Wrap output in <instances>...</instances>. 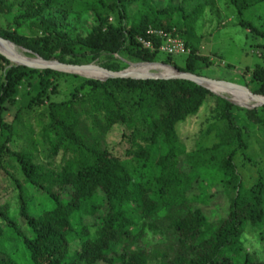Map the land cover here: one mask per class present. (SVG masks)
<instances>
[{
	"label": "trees",
	"instance_id": "1",
	"mask_svg": "<svg viewBox=\"0 0 264 264\" xmlns=\"http://www.w3.org/2000/svg\"><path fill=\"white\" fill-rule=\"evenodd\" d=\"M226 1L241 25L264 36V29L243 17L263 0ZM175 6L170 2L159 8L154 0H0V15L11 13L0 25V36L47 60H98L120 70L128 64L117 53L131 62L161 61L201 74L213 62L199 51L192 25L205 2L190 12ZM70 12L92 16L87 33L72 34ZM150 27L184 39L191 51L182 64L173 54L156 58L163 52V38L149 35ZM138 36L150 39L153 48ZM7 63L0 54V168L14 169L10 174L19 190L24 227L0 203V264H150L152 246L143 239L147 230L166 243L153 264H264L241 238L247 227L264 226V165L251 183L242 176L243 166L257 163L249 150L250 133L264 132V104L240 106L183 78L101 80ZM242 74L250 90L264 94L263 65L244 68ZM62 82L69 91L56 100ZM210 99L207 120L213 121L187 149L177 125L197 115ZM40 105L44 109L35 117L39 130L29 121L23 145L22 111L33 116ZM12 106L16 114L8 121ZM241 118L248 123H240ZM115 128L121 130L119 143L126 144L123 154L106 141ZM213 131L217 142L206 146L203 136ZM40 151L61 154L60 164L40 161ZM26 185L45 192L51 204L32 213ZM217 186L226 196V213L212 218L197 204L208 203L210 189ZM85 216L96 218L93 227L81 222ZM76 241L78 247L72 246Z\"/></svg>",
	"mask_w": 264,
	"mask_h": 264
},
{
	"label": "rangeland",
	"instance_id": "2",
	"mask_svg": "<svg viewBox=\"0 0 264 264\" xmlns=\"http://www.w3.org/2000/svg\"><path fill=\"white\" fill-rule=\"evenodd\" d=\"M12 2H17L18 0H9ZM154 2L159 6V8L165 7L168 3L172 2L175 4V7L184 6L185 10L190 12L194 6L198 3L205 2L202 12H198L193 16L195 23L192 25L193 31L196 34L197 39L199 38L200 48L199 51L202 53L208 54L212 64L210 66L204 67L200 75L207 77L223 79L231 81L234 83L244 84L243 69L244 68H253L256 65L264 66V46L261 45L264 43V36L257 35L255 32L250 31L248 28H245L239 23V16L237 13L230 12L226 0H154ZM15 6V5H14ZM16 8V7H15ZM11 16L7 11L0 15V25L6 24ZM243 17L252 22V24L259 29H264V0L258 3H255L249 9H247ZM70 20L69 29L72 30V34L77 36L78 34H85L93 26L92 16L89 13H76L70 12L68 15ZM25 33H30L23 30ZM19 51L29 57H37L36 54L31 53L29 50L24 49L21 46L14 44ZM189 47V46H188ZM190 48V47H189ZM191 51V48H190ZM172 55V54H171ZM116 58H122L127 62V68L131 61L125 58L123 55L117 53L114 54ZM167 56V53L161 52L157 55V59L161 60ZM184 54H173V60L177 63L182 64L184 60ZM158 63H164L161 61H152ZM90 63V62H88ZM91 63H97L104 66L98 60H93ZM137 63V62H133ZM20 65L13 61H9V65ZM167 64V63H165ZM123 68V69H125ZM121 70V69H120ZM81 75V74H80ZM84 76V75H83ZM3 80V76L0 77ZM92 78V77H90ZM60 92L53 95V98L60 100L67 95L69 87L65 83H61ZM227 91V90H226ZM254 92V91H253ZM218 94V93H217ZM227 97H232L231 94L226 92H219ZM259 94V93H258ZM213 100H208L203 107L200 109L199 113L195 116L187 118L185 121L178 123L177 131L181 141L185 144L187 149L194 147L197 142L202 138V134L207 129L208 123L211 120H207L209 116V110ZM238 105V104H237ZM241 106V105H240ZM44 105L37 107L39 110H34L33 116H29L25 110L22 111L21 118L25 120L24 126H19L23 134L19 142L21 144H26V139L24 137L25 132H28V122H32L35 132L39 130L37 121V113L43 110ZM245 107V106H244ZM16 114V106L10 107L7 111L5 118L8 121H11ZM34 118V120H33ZM240 123L247 124L248 121L244 118L240 119ZM250 124V123H249ZM250 128L253 126L250 124ZM216 132L213 131L210 134L203 136L204 144L206 146H211L217 142ZM121 130L115 128L109 132L106 137L107 143L110 144V148L114 149L117 153L123 154L125 143L121 144ZM14 146V144H13ZM48 147V146H47ZM249 150L252 152L256 164L249 163L248 167H242V176L244 181L251 183L258 175L257 168L259 165H264V132L256 130L250 133V146ZM39 160L45 163L50 164V161H53L55 166L59 165L61 162V154L55 156H48L46 152H37ZM183 156V155H182ZM182 160V158H181ZM182 161L180 164H183ZM10 172L14 173L13 168H0V203L8 205L9 214L13 219L16 220L17 224L19 223L24 227V220L19 216V199L18 193L19 190L15 187L13 182V176ZM207 177L204 180V187H206ZM197 186H193L192 191L197 192ZM25 191L29 200L30 210L34 214L40 213L44 208L48 207L51 204V200L48 195L38 190L35 186L26 185ZM212 196L208 203L197 204L201 207L206 214L209 216L216 217L218 214H224L225 205L227 204L226 196L224 191L219 189V187H212L210 189ZM85 227H93L92 225L96 222V218L93 216H85L81 221ZM139 228H136L137 231ZM151 231H146L144 236V242L152 246V255L149 257L150 264L157 263L159 260V253L163 250L166 243L165 241L159 238V235L151 234ZM264 226L263 227H247L242 233V240L246 248L255 253L260 259L264 260ZM79 243L76 241L72 243V246L78 247ZM20 255L24 258L25 253L22 250Z\"/></svg>",
	"mask_w": 264,
	"mask_h": 264
},
{
	"label": "water",
	"instance_id": "3",
	"mask_svg": "<svg viewBox=\"0 0 264 264\" xmlns=\"http://www.w3.org/2000/svg\"><path fill=\"white\" fill-rule=\"evenodd\" d=\"M0 43L6 45L7 43H13V42H11L9 39H6V38L0 36ZM0 54L5 56L9 61L14 62L16 59H18V58L14 59V58L8 56L7 54L3 53L1 50H0ZM36 56L38 59H40L42 61L31 62V61L25 60V59H18L17 64L26 65V66L31 67V68H52V69H56V70H60V71L72 72V73H77V74H81V75H84V74L79 72L78 71L79 69H85V70L94 69V70L104 72L105 75L102 77L101 76H87V75H84V76L92 77V78H98L101 80H105L108 77L166 78V79L167 78H183V79L192 80V81H194L198 84H201L204 87L210 89L212 92L219 94V92L212 90L210 87H208L205 84V82H211V83L218 84V85L224 87L225 89H231L232 88V89L243 90V91L247 92L250 96H252L257 101L251 105H244V104H240V103L236 102L232 97H227L223 94H220L235 104L245 106L247 108H253V107L264 104V94H258V93L253 92L246 85L234 83V82L223 80V79L207 77V76L192 73L189 71H182V70L178 69L177 67L170 65V64L159 63V64H163V65L170 67V69H172V72H169V73L152 72V71L151 72L150 71H147V72H130L129 67L132 64H156L158 62H137V63L131 62L130 65L125 69L114 70V69H110V68H107L105 66H102L100 64H97V63H91V62L90 63H66V62H61V61L53 60V59L47 60V59H44L37 54H36Z\"/></svg>",
	"mask_w": 264,
	"mask_h": 264
},
{
	"label": "bare ground",
	"instance_id": "4",
	"mask_svg": "<svg viewBox=\"0 0 264 264\" xmlns=\"http://www.w3.org/2000/svg\"><path fill=\"white\" fill-rule=\"evenodd\" d=\"M0 50L7 54L8 56L12 57V58H18V59H25V60H29L31 62H40L42 60L38 59L37 57H29L25 54H23L21 51L18 50V48L13 44V43H7L6 45L0 43ZM16 59L14 62L17 63ZM79 72H81L84 75L87 76H104V72L102 71H98V70H94V69H79ZM129 71L130 72H147V71H152V72H172V69H170V67L163 65V64H132L129 67ZM205 84L210 87L212 90L216 91V92H226L228 94L232 95V98L240 103V104H244V105H251L255 102H257L252 96H250L247 92L243 91V90H239V89H225L224 87L215 84V83H211V82H205ZM227 90V91H226Z\"/></svg>",
	"mask_w": 264,
	"mask_h": 264
},
{
	"label": "built area",
	"instance_id": "5",
	"mask_svg": "<svg viewBox=\"0 0 264 264\" xmlns=\"http://www.w3.org/2000/svg\"><path fill=\"white\" fill-rule=\"evenodd\" d=\"M149 35H159L163 38L162 43L159 45V49L167 54H186L190 52V48L186 44L183 38L178 34L166 32L160 28L150 27L147 30ZM145 47L153 48V43L150 39L143 38L142 36L137 37Z\"/></svg>",
	"mask_w": 264,
	"mask_h": 264
}]
</instances>
